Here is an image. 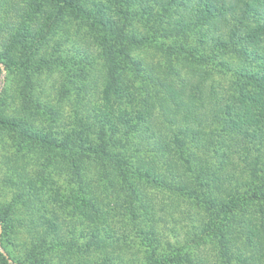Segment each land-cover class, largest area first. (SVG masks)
Wrapping results in <instances>:
<instances>
[{
	"label": "trees",
	"instance_id": "obj_1",
	"mask_svg": "<svg viewBox=\"0 0 264 264\" xmlns=\"http://www.w3.org/2000/svg\"><path fill=\"white\" fill-rule=\"evenodd\" d=\"M6 1L7 19L1 18L0 31L10 36L0 50V64L22 72L24 90L15 112L23 114L18 121L0 119V127L14 130L18 146L24 139L36 140L35 145L56 151L68 161L70 179L82 191L88 186L84 173L94 164L102 176L118 179V192L135 195L148 181L160 190L174 191L200 213L189 216L192 230L204 227L198 235L207 229L215 238L213 264H244L246 249L235 245L242 238L255 253L249 261L262 264L264 0H155L147 9L133 8L130 0H22L20 5ZM111 3L118 8L109 15L105 9ZM83 25L95 38L96 58L106 70L101 101L88 108L76 98L69 132L49 142L29 124L35 112L24 91L30 93L40 69L58 63L67 71L60 96L84 79L96 58L83 48L72 54L71 39L67 42V36L59 38L57 33L66 31L65 26L79 31ZM49 32L59 40L46 38ZM43 39L54 48L38 57ZM149 48L162 60L145 58ZM148 73L150 81L144 78ZM48 113L55 112L50 108ZM143 141L150 143L149 161L142 159ZM7 206L0 208L3 231L13 211ZM150 222L148 236L136 231L137 241L143 237L145 244L144 264H193L199 258L194 233L182 240L173 234L168 239L153 224L155 217L150 216ZM173 222L176 219L170 230L175 233ZM28 235L21 256L3 245L6 254L0 251V264H52L57 257H52L48 240L31 228ZM107 239V245L102 244L100 228L93 223L84 247L105 253V246L111 249L116 243ZM67 242L77 250L74 238ZM117 253L112 260L122 264L123 253Z\"/></svg>",
	"mask_w": 264,
	"mask_h": 264
},
{
	"label": "rangeland",
	"instance_id": "obj_2",
	"mask_svg": "<svg viewBox=\"0 0 264 264\" xmlns=\"http://www.w3.org/2000/svg\"><path fill=\"white\" fill-rule=\"evenodd\" d=\"M16 1L20 5L22 0ZM130 1L133 2V8L146 5V9L151 8V4L155 2V0ZM6 3H8L6 0H0V20L2 17L7 19V14L4 12ZM116 8L118 5L111 3L105 11L111 15ZM65 27L66 31L57 32L60 37L58 34L49 32L46 38L58 41L57 37L67 36L69 38L67 42L71 39L69 52L72 54L75 52L74 49L83 48L95 58L98 56L97 42L85 25L80 26L79 31L69 26ZM37 32L40 34L41 31L37 30ZM9 36L8 32L0 31V50ZM50 48H54L50 42L48 44L44 39L40 40L36 55L39 57ZM144 53L148 60L150 55L154 60H162L160 55H152L150 48ZM20 56L21 53L17 52L16 58ZM59 58L64 57L60 55ZM105 71L102 60L96 58L84 79L77 80L71 88L69 85L68 94L60 96L59 90L67 75L62 63H58L52 69H40V72L34 75L30 93L24 91L32 100L29 104L30 111L35 112V118L29 122L30 126L39 135L46 137L49 142L64 136L71 128L73 102L75 104L76 98L78 100L81 98L82 104L88 108L100 103L101 84ZM144 78L150 81V73L144 75ZM78 82L80 85L77 84ZM21 90H24L22 72L16 68L7 69L0 64V119L18 121L23 114L20 111L15 112L23 95ZM50 108L55 113L49 114ZM225 130L228 131L226 127ZM136 136L140 137V133ZM15 138L14 130L0 127V208L7 205V207H13L7 229L3 231L0 225V251L3 253L6 254L5 247L13 254L21 256L23 244L29 240L28 230L31 228L33 232H38L51 244L52 257L54 254L57 257L50 260L52 264H116L117 259L114 257L115 260H112L115 250L119 252L117 255L123 253L122 264H144L145 244L143 237L137 241L139 237L136 231L148 236L150 216H153L156 219V223L153 224L156 225L162 237L172 239L173 234L182 240L186 235L195 234L194 239L198 244L200 256L197 257L198 260L193 261V264L215 262L217 258L215 238L207 232V229L199 236L197 232L204 227H198L197 231L192 230V221L189 216L192 215L195 218L200 216V213L198 214L197 208L176 192L160 190L157 186H153L154 184L150 185L149 181L144 183V189H139L135 195L129 191L118 192L114 188L118 179L112 177L110 181L109 177L102 176L95 164L91 166V171L84 173L83 178L86 179L88 186L85 191H82L81 186L71 181L69 164L65 158L49 147L43 149V146L35 145L36 140L24 139V143L19 147L20 139L15 140ZM139 145L143 146L142 159L149 161L150 143L143 141ZM108 170L111 169L108 168ZM150 201L152 207H150ZM30 219L31 224H29ZM173 219H176V222H173L175 233L170 230V228L173 229L171 227ZM93 223L100 228L102 244L107 245V238L110 237L116 242L114 248L108 249L105 246L103 250L107 252L104 253L97 252L98 248L88 250V247H84ZM237 224L240 225V223ZM236 227L239 226L236 225ZM71 238L75 239L74 247L77 250L72 249L71 244L67 242ZM161 242L163 243V240ZM235 245L240 250L246 249L244 264H252L248 258L255 253H252L250 247L244 246L243 238ZM232 250L235 254L237 253L233 248ZM190 251L195 257L196 253L192 251V248ZM160 252L165 250L161 248ZM230 263L241 264L237 260Z\"/></svg>",
	"mask_w": 264,
	"mask_h": 264
}]
</instances>
